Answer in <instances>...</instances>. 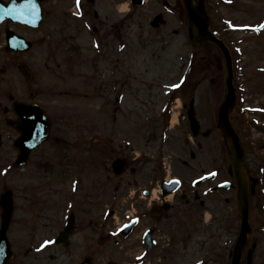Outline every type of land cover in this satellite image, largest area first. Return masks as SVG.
<instances>
[{
    "label": "rangeland",
    "instance_id": "374dc122",
    "mask_svg": "<svg viewBox=\"0 0 264 264\" xmlns=\"http://www.w3.org/2000/svg\"><path fill=\"white\" fill-rule=\"evenodd\" d=\"M160 3L146 0L134 6L129 0H92L88 17L96 9L107 22L119 19L115 48L107 46L113 37L101 39L67 15L68 20L58 22L66 25L63 29L70 34L74 51L65 55L38 52L35 58L29 51L18 56L0 42V194L9 190L13 195L14 212L7 232L11 249L32 264H55L50 253L62 261L71 260L60 246L47 243L40 248L63 227L70 212L77 226H98L102 233H111L112 239L102 247L112 258L119 257L120 264H130L125 248L138 229L123 237L116 228L134 215L141 218L139 228L152 224L149 209L159 202L162 177L178 175L187 185L201 171L217 168L218 179L229 178L225 171L229 155L221 136L212 130L209 136L193 140L187 110L182 109V103L187 109L192 103L199 133L214 124L225 95L223 58L210 43L192 44L186 23L175 13L178 10L170 6L166 11ZM205 5L213 29L234 56L237 98L232 122L251 172L262 176L255 199H249L248 244H257L252 264H264V28L260 27L264 0H206ZM159 11L166 22L152 28L149 21ZM20 64L37 71L34 82L38 81L40 89H33V77L28 84L22 81ZM7 93L12 99L41 105L51 118L50 137L20 167L13 164L17 150L12 141L17 133L5 124V118L13 115V100L6 99ZM189 152L194 160L188 158ZM116 157L131 158L135 172L127 169L114 175L110 163ZM149 187L152 194L144 195ZM186 189L184 193L192 195ZM234 197L233 190L217 191L189 211L179 193L170 196L167 201L179 210L161 220L162 248L172 256L160 264H198L200 259L199 264H225L235 234ZM108 209H113L112 216L106 215ZM211 209L208 220L206 211ZM189 215L193 228L187 233L179 225ZM182 220L183 225L189 223ZM115 237L119 239L113 242ZM96 260V264L104 262Z\"/></svg>",
    "mask_w": 264,
    "mask_h": 264
},
{
    "label": "water",
    "instance_id": "95a60500",
    "mask_svg": "<svg viewBox=\"0 0 264 264\" xmlns=\"http://www.w3.org/2000/svg\"><path fill=\"white\" fill-rule=\"evenodd\" d=\"M141 1L142 0H133L135 3H140ZM182 2L188 18V30L192 42L194 44H200L207 41L216 42L222 50L228 69L226 80L227 95L219 107L218 126L222 130L224 143L231 157L229 171L231 172L233 168L238 185L237 207L240 220V230L233 249L231 264H239L240 254L245 245L247 235L250 231V226L248 222L246 168L242 158L240 140L228 120V114L235 101V91L232 85L230 55L228 49L224 46L222 41L218 40L209 30V18L204 7V0H195V2L193 0H182ZM22 3L23 0H16V10H12V1L5 5L0 4V19L15 16L27 22H32V19L34 20L37 17V13L33 14L36 10L34 1H31L29 7L23 11L19 9V5ZM38 18L40 19L41 15H39ZM158 22H163L161 14H158L153 19L151 24L155 26ZM14 109L19 117L14 120H8V123L20 133L13 142L14 147L18 150L15 165L19 166L26 162L30 152L36 148L40 142L47 139L50 121L44 112L35 106L28 105L26 108L20 109V107L14 105ZM191 127L192 131L196 133L198 128L197 122L193 123L192 121ZM125 167V159H115L112 163V169L115 174L122 173ZM0 206L2 209L0 224V264H6L7 260L11 256L9 244L6 238V230L9 226L13 211L11 191L8 190L1 193ZM73 220V216L71 215L67 221L66 227L64 228L62 237L71 231L70 228L73 226ZM250 259L251 249L248 250L247 264H250Z\"/></svg>",
    "mask_w": 264,
    "mask_h": 264
},
{
    "label": "flooded vegetation",
    "instance_id": "af4514ba",
    "mask_svg": "<svg viewBox=\"0 0 264 264\" xmlns=\"http://www.w3.org/2000/svg\"><path fill=\"white\" fill-rule=\"evenodd\" d=\"M51 1L53 5L60 6L63 10H70L72 6V0H46L47 3ZM178 6V2L176 3ZM176 6V8H177ZM81 8H87V4H82L80 6ZM85 11V9H83ZM64 13V12H62ZM69 14V13H68ZM54 16V11L52 8H49L45 6V16L42 20V22L35 28H31L25 25L12 23L10 21H4L0 23V41H3L5 31L7 28L15 30L17 33L21 34L22 36L27 38V41L30 42V45L32 43L30 50L33 49L36 45L41 46L40 40L42 39V36L45 34H49L51 36V39L59 42L61 44L66 52L70 49L69 43L67 41V38L70 36L68 32H66L63 28L66 27L62 22L53 21V24L49 23V18ZM97 23L100 25L102 31L104 32V35H115L118 30V23L113 22L109 25L105 26L102 21H97ZM57 26V27H55ZM95 32H99L98 27H93ZM58 46L55 45L53 49H49V52L56 53L58 51ZM29 50V51H30ZM28 51V52H29ZM28 52L19 51L12 52V54H16L18 56H24ZM6 62L7 58L5 59ZM0 69L2 67L0 66ZM189 188V187H187ZM150 189V188H149ZM187 190V189H185ZM190 190V189H189ZM212 190V189H211ZM187 194V193H186ZM188 198H186L185 194H181L180 196L183 198L182 202H185L184 205L188 206L189 211H192L196 203H200V205L204 204L205 202L209 201V199H205L200 201L198 199L197 194H187ZM149 209V219L152 221L148 228L152 229V244L150 248L148 246H144L143 244V233L141 232V229H139L136 232V235L133 238V242L130 244L129 248V261L131 264H154L155 261H158L159 263H162L165 257H168V259L171 258V254L169 250L162 248L163 240L158 239V229L161 226L160 222L161 220H164L165 218L168 219V213L172 211V213L175 211L174 215H177V210H179V207L176 205H166L167 208H163L159 204L150 205ZM162 212L166 213L162 214ZM188 220L187 225H183V220ZM180 222V229H192V219L193 216H184L182 217ZM191 220V221H190ZM156 223V225H154ZM177 223V222H176ZM175 223V225H176ZM146 228V229H148ZM169 229V227H168ZM130 234V233H129ZM128 234V235H129ZM104 239L103 236L98 235V227H82V226H75L74 232L69 237V242L64 246L61 243H51L53 245H61L65 249V253H68L69 257L71 258L62 259L59 257L58 254H50V258L52 260H55V264H80L82 260L86 256H91L92 264H96V257L101 258L106 263L107 261H110L111 258L109 254L103 252L104 249L101 246L102 240ZM75 260V261H74ZM73 261V262H72ZM7 264H30L29 260L21 257L19 254L15 257V255L10 259V261Z\"/></svg>",
    "mask_w": 264,
    "mask_h": 264
},
{
    "label": "snow or ice",
    "instance_id": "6c2138e0",
    "mask_svg": "<svg viewBox=\"0 0 264 264\" xmlns=\"http://www.w3.org/2000/svg\"><path fill=\"white\" fill-rule=\"evenodd\" d=\"M13 2V9L16 10V0H12ZM31 4V0H23V3L19 5V9L21 11L27 9L29 5ZM77 6H79V0H77ZM261 28H264V24L260 25ZM45 243H50V241H46Z\"/></svg>",
    "mask_w": 264,
    "mask_h": 264
},
{
    "label": "bare ground",
    "instance_id": "6f19581e",
    "mask_svg": "<svg viewBox=\"0 0 264 264\" xmlns=\"http://www.w3.org/2000/svg\"><path fill=\"white\" fill-rule=\"evenodd\" d=\"M121 9H122V10L126 9V4H123V5L121 6ZM175 118H176V115H173V117H172V123H175Z\"/></svg>",
    "mask_w": 264,
    "mask_h": 264
}]
</instances>
